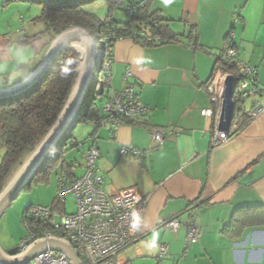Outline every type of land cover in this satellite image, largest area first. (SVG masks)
<instances>
[{
  "label": "crops",
  "instance_id": "obj_1",
  "mask_svg": "<svg viewBox=\"0 0 264 264\" xmlns=\"http://www.w3.org/2000/svg\"><path fill=\"white\" fill-rule=\"evenodd\" d=\"M131 1H148L181 41L150 47L117 41L107 93L130 84L148 113L116 133L89 123L103 190L136 186L148 198L140 238L122 264H264V113L217 148L211 143L215 116L201 114L214 107L207 86L231 32L241 59L257 69L264 108V0ZM7 31L0 32V88L29 77L50 47L41 32L13 39ZM155 129L167 132L162 145L153 140ZM129 147L143 154L122 155ZM176 218L200 228L198 243L186 247L184 227L166 228ZM161 245L168 246L164 258Z\"/></svg>",
  "mask_w": 264,
  "mask_h": 264
},
{
  "label": "built area",
  "instance_id": "obj_2",
  "mask_svg": "<svg viewBox=\"0 0 264 264\" xmlns=\"http://www.w3.org/2000/svg\"><path fill=\"white\" fill-rule=\"evenodd\" d=\"M125 13L127 17L133 18L136 9L127 6ZM238 21L237 18L234 23ZM99 37L102 43L100 73L103 77L99 80L95 74L92 78L94 96L99 97L101 101L102 118L98 125H110L116 133L122 124L143 119L149 109L143 104L135 87L130 84L120 91L107 93V89L111 87L107 81L111 77L114 45L122 38L105 31L100 32ZM152 41L159 42V38H154ZM234 41L235 34L231 32L227 36V46L221 55L222 60L232 70L227 73L222 70L216 72L207 86L214 107L201 111L204 117L215 116L217 121V126L211 133L213 148L235 137L245 126L264 113V108L258 101L262 90L259 88L257 69L241 59V49ZM229 76L232 77L231 88L234 98L241 103L239 107L248 104L250 108H241L242 112L237 116L234 110L229 130L221 131L219 118L224 103L225 83ZM129 77L130 73H127L125 80ZM152 135L153 140L162 145L167 132L155 129ZM121 154L138 157L143 152L129 147L123 148ZM99 159L100 153L92 144L85 154L84 163L72 164L74 169L83 170L81 175H76L75 172L58 175L57 205L32 206L27 211V219L38 223L41 230L31 232L30 236L22 241L20 251H25L38 240L57 237L52 234L55 231L63 234V239L72 245L82 264H122L124 252L140 238V226L148 198L136 186L123 188L112 194L106 193L103 190L104 177L99 173L97 165ZM68 195L74 197L76 205L75 212L69 214L66 212L65 200ZM181 227L187 230L186 247L199 242L202 232L198 226L183 225L177 218L166 224V228L173 231ZM167 255L168 246L161 245L159 257L164 258ZM30 264H72V262L63 252L48 249L36 255Z\"/></svg>",
  "mask_w": 264,
  "mask_h": 264
},
{
  "label": "trees",
  "instance_id": "obj_3",
  "mask_svg": "<svg viewBox=\"0 0 264 264\" xmlns=\"http://www.w3.org/2000/svg\"><path fill=\"white\" fill-rule=\"evenodd\" d=\"M99 1L105 2L109 9V15L105 20L85 10L86 5ZM4 2L5 5L16 2L39 5L41 12L34 19V23L43 25V31L39 36L47 37L48 45L61 33L76 28L83 29L92 36L96 50L102 31L111 32L118 38L133 39L148 47L181 41L179 35L175 34L169 26L164 25L166 20L159 11L151 12L148 1L142 4H135L131 0H5ZM127 6H133L136 9L135 17H127L126 22L115 20L116 11H125ZM192 35L196 37L195 28ZM154 38H159V42L152 41ZM80 64L79 55L68 46L58 54L51 66L32 87L16 96L0 99V152L4 153L0 164V192L58 120L76 84ZM219 70L227 73L232 68L220 57L216 61L211 79ZM93 87L92 84L86 97L88 100L90 93L93 95L90 104L87 106L85 100L84 106L74 119L77 126L80 123H92L95 127H100L98 122L102 118L101 105L95 103ZM234 101L237 116L242 112L239 107L241 103L237 98H234ZM70 129L64 134L57 147L47 155L23 191L31 190L33 185L49 182L52 171L57 168L60 169L59 174H73L72 164H67L64 157L68 140L74 138L73 133L68 135ZM72 145L73 147L81 146L76 141ZM51 205H57L56 197ZM25 222L31 223L35 232H40L41 227L38 223L29 221L27 217ZM52 234L64 237L59 232L53 231Z\"/></svg>",
  "mask_w": 264,
  "mask_h": 264
},
{
  "label": "water",
  "instance_id": "obj_4",
  "mask_svg": "<svg viewBox=\"0 0 264 264\" xmlns=\"http://www.w3.org/2000/svg\"><path fill=\"white\" fill-rule=\"evenodd\" d=\"M68 46L80 57L81 64L76 84L54 126L0 192V220L7 208L12 205L34 177L47 155L57 147L67 130L69 128L74 130L77 127L74 119L85 104L93 76L99 75L101 72L100 67L97 69L96 65L98 55L94 39L87 31L79 28L61 33L52 41L42 62L29 77L13 86L0 88V99L13 97L28 90L47 71L58 54ZM231 84L232 77L229 76L225 83L224 103L219 118L221 131L229 130L234 117L235 102ZM48 249L63 252L72 264H82L72 245L67 240L58 237L38 240L25 251L15 248L6 253L0 246V264H30L36 255Z\"/></svg>",
  "mask_w": 264,
  "mask_h": 264
},
{
  "label": "rangeland",
  "instance_id": "obj_5",
  "mask_svg": "<svg viewBox=\"0 0 264 264\" xmlns=\"http://www.w3.org/2000/svg\"><path fill=\"white\" fill-rule=\"evenodd\" d=\"M5 0H0V32L7 31L9 36L13 39L24 38L29 36L34 31V34L43 31L42 24H35L31 19L32 16L40 14L41 7L37 4H27L16 2L5 5ZM87 12L97 15L101 20H105L109 15V9L105 2H96L88 4L85 7ZM115 20L126 22L128 20L125 11H116L114 15ZM11 27V29H9ZM6 28V29H5ZM18 32V34H17ZM21 40V39H20ZM102 43L99 38L97 44V69L101 66ZM97 78L102 79L103 75L100 73L96 75ZM102 81V80H101ZM108 90V89H107ZM106 90V91H107ZM86 105L90 104L93 95L90 93ZM95 103L101 105L99 97L95 98ZM92 130L90 124H78L74 130H69L68 135L74 134V138L68 140L65 147V161L67 164H74L81 161L83 151H87L92 145L89 141V134ZM78 142L77 147H73L74 142ZM3 152H0V164L3 159ZM77 160V161H76ZM76 161V162H75ZM60 169L57 168L52 171L49 182L33 185L31 190L22 191L18 198L5 211L0 220V246L4 252H9L15 248H20L22 241L29 237L34 231L31 223L25 222L26 211L32 206H50L57 195L58 190V174ZM77 175L83 173L82 169H74ZM66 212L73 213L76 210L75 199L72 195L65 197ZM63 238V237H61Z\"/></svg>",
  "mask_w": 264,
  "mask_h": 264
}]
</instances>
